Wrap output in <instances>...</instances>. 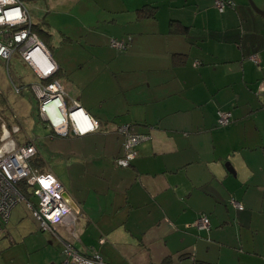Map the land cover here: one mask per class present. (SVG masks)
I'll return each instance as SVG.
<instances>
[{"label": "crops", "instance_id": "crops-1", "mask_svg": "<svg viewBox=\"0 0 264 264\" xmlns=\"http://www.w3.org/2000/svg\"><path fill=\"white\" fill-rule=\"evenodd\" d=\"M230 1L223 13L215 0L24 1L64 108L77 102L100 124L83 136L55 134L30 88L42 79L25 63L30 71L16 85L12 58L0 59V118H18L8 102L26 88L43 127L39 149L37 137L25 142L36 147L32 160L59 159L53 170L31 166L52 174L80 209L78 252L92 248L105 264H264V0ZM144 5L157 7L153 18H136ZM172 22L186 33L175 34ZM112 40L124 48L89 53L95 65L80 53L82 43ZM217 111L231 112L229 125L218 127ZM8 125L0 122L1 150L16 146L12 138L2 146L18 129ZM124 125L147 138L118 167ZM12 213L7 222L20 223ZM202 215L205 230L194 225ZM4 230L1 248L20 247L23 257L11 252L6 264H68L53 233L26 244L22 227Z\"/></svg>", "mask_w": 264, "mask_h": 264}, {"label": "built area", "instance_id": "built-area-1", "mask_svg": "<svg viewBox=\"0 0 264 264\" xmlns=\"http://www.w3.org/2000/svg\"><path fill=\"white\" fill-rule=\"evenodd\" d=\"M24 1L0 0V59L7 64L17 53L37 77L42 79L40 83H32L30 88L38 102L42 119L55 134L65 137L70 133L83 136L93 132L99 127V123L77 102H73L69 109L64 108V91L61 85L55 80L47 81L56 71V66L50 59L49 51L31 31L32 22ZM231 5L233 3L230 0L214 2L219 13H223ZM110 46L122 49L125 43L112 40ZM39 57L42 58V63L37 62ZM250 59L257 64L256 56ZM216 115L218 127H225L231 122L232 116L228 111H218ZM116 132L124 137L122 154L116 159V165L127 167L136 156L135 146L147 137L132 133L129 125L119 126ZM6 140L2 141L3 145ZM35 155L36 147L33 143L0 149V232L2 226L7 223L12 208L19 201L25 200L40 230L57 234L66 263L104 264L101 256L95 251L85 255L75 249L74 243L79 241L80 235L77 220L81 217V211L70 204L65 197L63 185L52 174L41 173L31 166ZM19 182H23L27 193L30 194L28 199L18 190L16 184ZM231 204L238 210L244 208L240 202L231 201ZM194 225L200 230L207 229L208 217L200 216ZM58 227L66 228L63 234L57 232ZM103 242L100 240V243Z\"/></svg>", "mask_w": 264, "mask_h": 264}, {"label": "rangeland", "instance_id": "rangeland-1", "mask_svg": "<svg viewBox=\"0 0 264 264\" xmlns=\"http://www.w3.org/2000/svg\"><path fill=\"white\" fill-rule=\"evenodd\" d=\"M81 47L83 49H81L82 51L80 52L81 54L83 53L85 57H88L87 60L91 61V64H97L98 61H94L93 59H91V55H89V53H92L94 56L96 57H101V56H106L108 54H110V52H121L118 51L116 49H113L110 47V44L108 43H104V44H100L98 43L96 46H91L88 43L85 44H81ZM80 50V49H79ZM97 66V65H96ZM2 67V70H4L3 65L0 66ZM6 67V64H5ZM8 67V74L10 75V77H12V79L14 80L16 85H19L18 83V78H24L25 76L28 75L30 69L25 65V63H23L21 57L15 53L12 56V60L10 61ZM8 77V76H7ZM144 77V76H142ZM138 78V77H136ZM9 79V83H12L11 79L8 77ZM13 84V83H12ZM14 91V89H13ZM23 93L20 94V96H18L15 100L11 99L8 103L10 105V109L13 111V113L15 114V116H17L18 118H0V122L4 123L8 125V123L14 124L16 125V127L20 130L19 133H17V131L15 132L16 134L11 133V136L8 137V139L5 142H9V140H11V138L13 139V141L15 142L16 147L20 146L18 144H24L26 142V140L28 139H34L35 143H36V147L39 149V145L41 143L39 138H42V131H43V127L41 125V122H39V119L37 118V104L36 102L31 99V102L28 101L27 97L25 95H29L28 92L26 91V88L22 89ZM25 94V95H24ZM4 111H7L6 109H4ZM27 117V118H26ZM223 128V127H220ZM2 132V129L0 127V134ZM12 141V140H11ZM3 146V144H2ZM44 152V151H43ZM40 153V152H39ZM44 156V163L41 164V169H45L46 171L49 169L55 168L56 166V162L59 160L58 158L55 159L54 157H50L48 155L43 154ZM32 162L34 163V165H36V167H38V164L40 163L39 160L36 158H34L32 160ZM44 170V171H45ZM25 199H28L25 197ZM34 200V199H32ZM34 202V201H33ZM12 214L14 216H20L21 217V221L20 223H17V221H12L11 222H7L6 224H4L2 226V230L4 229H9V228H14V229H19V228H23L24 233H26V240L25 243H32L35 241V239H42L43 236L41 234H48L46 231V233L44 231H41L39 228L38 223L33 220L34 216L32 215L31 211L28 209V206L26 204L25 200H21L19 201L13 208H12ZM19 218V217H18ZM81 217L78 218L77 222H78V226L79 225V219ZM64 229L66 230L65 227H58L57 232H61L60 230L64 231ZM4 232H10V230L6 231L4 230L2 233V239H0V241L5 240V235L6 233ZM81 232V231H80ZM51 233V232H50ZM15 234H18L17 232ZM54 234V233H53ZM54 236L58 239L57 234H54ZM81 237V234H80ZM18 238V237H17ZM7 241V240H6ZM24 240L20 237L19 239L15 238L14 243L20 244L22 243ZM55 240L51 239V242L53 243ZM22 249V248H21ZM20 251V247L15 248L13 251H6L3 250V248H1L0 246V264H6V261L10 258L8 257V255L12 252L14 254V256H17V261L19 263H22V254L19 252Z\"/></svg>", "mask_w": 264, "mask_h": 264}, {"label": "trees", "instance_id": "trees-1", "mask_svg": "<svg viewBox=\"0 0 264 264\" xmlns=\"http://www.w3.org/2000/svg\"><path fill=\"white\" fill-rule=\"evenodd\" d=\"M232 2V1H231ZM233 3V2H232ZM234 6V4L233 5H231V6H228V8L229 7H233ZM156 9H157V7H155V6H152V5H144V6H142L141 8H139L138 10H136V18L137 19H146V18H153L154 17V15H155V12H156ZM217 10V9H216ZM219 13V12H218ZM176 22H172L171 24H170V27L172 28V31L175 33V34H184V33H186V31H187V28L186 27H183V26H174V25H176L175 24ZM33 29V30H32ZM31 31H33V32H35L34 31V28H33V25L31 26ZM36 33V32H35ZM182 56V54H174V58H180ZM55 78H54V76H51L49 79H47V81H53ZM218 112V111H217ZM231 113V112H230ZM231 116H232V114H231ZM231 121H232V117H231ZM230 124V123H229ZM228 124V125H229ZM31 164H32V166H34V167H36V165H34V163L32 162V160H31ZM41 164V163H40ZM38 166H39V164H38ZM16 186H17V188H18V190L21 192V194L24 196V197H26V198H29V196H30V194H28L27 193V190H26V188H25V185L23 184V182H19V183H17L16 184ZM31 198V197H30ZM238 210V209H237ZM205 230V229H204ZM101 240H103V239H101ZM104 241V240H103ZM94 250L91 248V250H90V252L89 253H87V254H85V255H89L91 252H93ZM61 254H62V252H61ZM63 258H64V256H63ZM65 260V259H64ZM68 264H70V263H68ZM105 264V263H104ZM162 264H172V261L171 260H169V261H165L164 263H162Z\"/></svg>", "mask_w": 264, "mask_h": 264}, {"label": "water", "instance_id": "water-1", "mask_svg": "<svg viewBox=\"0 0 264 264\" xmlns=\"http://www.w3.org/2000/svg\"><path fill=\"white\" fill-rule=\"evenodd\" d=\"M65 197L68 198V196L65 194ZM73 205V204H72Z\"/></svg>", "mask_w": 264, "mask_h": 264}, {"label": "clouds", "instance_id": "clouds-1", "mask_svg": "<svg viewBox=\"0 0 264 264\" xmlns=\"http://www.w3.org/2000/svg\"><path fill=\"white\" fill-rule=\"evenodd\" d=\"M100 125V124H99Z\"/></svg>", "mask_w": 264, "mask_h": 264}]
</instances>
